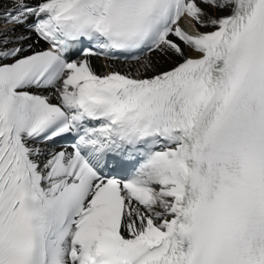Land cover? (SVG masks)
I'll list each match as a JSON object with an SVG mask.
<instances>
[{"label": "snow or ice", "instance_id": "snow-or-ice-1", "mask_svg": "<svg viewBox=\"0 0 264 264\" xmlns=\"http://www.w3.org/2000/svg\"><path fill=\"white\" fill-rule=\"evenodd\" d=\"M0 264H264V0H0Z\"/></svg>", "mask_w": 264, "mask_h": 264}, {"label": "bare ground", "instance_id": "bare-ground-1", "mask_svg": "<svg viewBox=\"0 0 264 264\" xmlns=\"http://www.w3.org/2000/svg\"><path fill=\"white\" fill-rule=\"evenodd\" d=\"M93 64L99 66V64H100V60H98V59H94V60H93Z\"/></svg>", "mask_w": 264, "mask_h": 264}]
</instances>
